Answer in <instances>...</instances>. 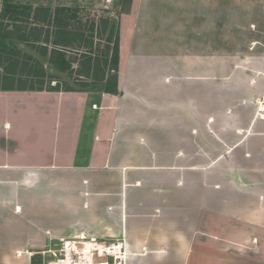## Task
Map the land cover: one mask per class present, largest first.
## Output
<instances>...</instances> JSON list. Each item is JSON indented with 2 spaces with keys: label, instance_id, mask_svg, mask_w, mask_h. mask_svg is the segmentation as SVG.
<instances>
[{
  "label": "crops",
  "instance_id": "crops-1",
  "mask_svg": "<svg viewBox=\"0 0 264 264\" xmlns=\"http://www.w3.org/2000/svg\"><path fill=\"white\" fill-rule=\"evenodd\" d=\"M123 3L117 92L0 74V264L80 234L127 264H264V0Z\"/></svg>",
  "mask_w": 264,
  "mask_h": 264
},
{
  "label": "rangeland",
  "instance_id": "rangeland-1",
  "mask_svg": "<svg viewBox=\"0 0 264 264\" xmlns=\"http://www.w3.org/2000/svg\"><path fill=\"white\" fill-rule=\"evenodd\" d=\"M12 1L23 4V7L6 11V2L3 3L0 16L2 77H5L6 69L12 68L17 70L18 79L31 78L32 82L38 78L37 81L45 80L48 87L60 84L64 90H87L94 86L95 90H103L106 83L116 81L118 84L120 45L119 64L116 67L113 56L119 40L118 26L120 13L125 9L124 0L110 4L106 0ZM44 3L47 6L45 10L41 8ZM64 4L77 8V11L73 9L58 15L57 7ZM65 39L66 46L55 45V42ZM43 40L51 42L43 45ZM56 47L64 50V58L54 54ZM47 48L50 56L46 53ZM52 60L55 63L51 64ZM46 61L53 69L48 78H40L41 67ZM37 74L40 77H36ZM19 81L20 86L23 82Z\"/></svg>",
  "mask_w": 264,
  "mask_h": 264
},
{
  "label": "built area",
  "instance_id": "built-area-1",
  "mask_svg": "<svg viewBox=\"0 0 264 264\" xmlns=\"http://www.w3.org/2000/svg\"><path fill=\"white\" fill-rule=\"evenodd\" d=\"M116 0H106L108 4ZM41 264H127L128 253L122 240L105 242L85 234L61 238L38 251Z\"/></svg>",
  "mask_w": 264,
  "mask_h": 264
},
{
  "label": "trees",
  "instance_id": "trees-1",
  "mask_svg": "<svg viewBox=\"0 0 264 264\" xmlns=\"http://www.w3.org/2000/svg\"><path fill=\"white\" fill-rule=\"evenodd\" d=\"M23 6L22 5H18V4H10V3H6V11H16L20 8H22ZM76 10L75 8H70V7H59L57 10V14L60 15V14H64L68 11H71V10ZM77 11V10H76ZM59 19V17L57 18ZM56 19V21H57ZM59 21V20H58ZM58 23V22H57ZM67 40H62L61 42H55V45L58 46V47H62V46H66ZM54 54H58L59 56H62L64 58V55L62 54L64 52V50H62L61 48H55L53 50ZM53 62L55 63V61L52 60V63ZM64 64V61L62 62ZM113 64L114 66L116 67L118 64H119V40L116 44V49L114 51V56H113ZM114 69V68H113ZM95 88V86L93 87ZM92 88V89H93ZM67 90H70L72 91L73 89L70 88V89H67ZM103 90L106 91V92H117V82L115 81L114 83H106L104 86H103Z\"/></svg>",
  "mask_w": 264,
  "mask_h": 264
}]
</instances>
